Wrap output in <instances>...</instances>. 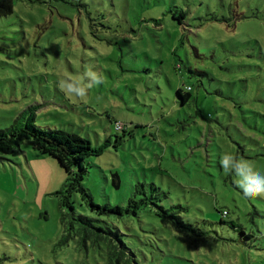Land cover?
I'll return each mask as SVG.
<instances>
[{
    "label": "rangeland",
    "instance_id": "obj_1",
    "mask_svg": "<svg viewBox=\"0 0 264 264\" xmlns=\"http://www.w3.org/2000/svg\"><path fill=\"white\" fill-rule=\"evenodd\" d=\"M87 67L103 83L86 99L61 91ZM30 107L37 126L107 145L85 160L82 189L124 210L101 219L139 264H264V197L220 166L227 152L264 173V0H14L0 17V130ZM0 156V264H114L72 230L56 160L28 140ZM151 182L200 237L146 206L129 215L135 186ZM70 200L95 218L79 189Z\"/></svg>",
    "mask_w": 264,
    "mask_h": 264
},
{
    "label": "trees",
    "instance_id": "obj_2",
    "mask_svg": "<svg viewBox=\"0 0 264 264\" xmlns=\"http://www.w3.org/2000/svg\"><path fill=\"white\" fill-rule=\"evenodd\" d=\"M13 8L14 0H0V17L11 15ZM176 97L184 105L191 96L188 92H182L180 89H177ZM36 112L37 108L30 107L23 111L10 127L0 130V154L4 150H19L20 145L28 140L33 150L56 160L60 168L67 175L64 185L69 198L67 208L71 211L73 222L77 223L76 227L73 224L72 230L79 231L86 240L92 241L93 244L104 243L111 263L139 264L133 253L128 249L123 238H121L123 232L117 226H112V224L101 219L103 216L107 217L110 214L121 216L124 210L118 206L97 205L92 200L90 194L82 189L81 181L86 173L85 160L90 156L99 155L107 145L103 148L94 149L89 141L75 134L57 128L37 126L35 124ZM114 124L117 132L125 131L126 127L121 123L115 122ZM117 124L120 125L119 129H116ZM118 139L119 137H116V141ZM112 182V185L119 188V185H117L119 178L116 174H113ZM76 189H79L82 195L87 198L90 212L94 213L95 218L83 215L74 216L70 198L72 192ZM134 195H140L142 198L131 201L130 211L125 209L129 212V215L136 216L138 211L146 206L148 209H151L153 215L165 218L170 224L186 233L192 234L195 237L202 235L197 227L183 220L180 214V211L184 210L183 207L172 205L166 208L162 204L166 194L155 183H138L135 186ZM220 214L222 215L221 223H224L223 217L228 213L220 211ZM98 223H102L103 225ZM241 233L246 240L252 238L250 235L243 233V231Z\"/></svg>",
    "mask_w": 264,
    "mask_h": 264
},
{
    "label": "clouds",
    "instance_id": "obj_3",
    "mask_svg": "<svg viewBox=\"0 0 264 264\" xmlns=\"http://www.w3.org/2000/svg\"><path fill=\"white\" fill-rule=\"evenodd\" d=\"M102 83L103 73L87 67L79 77L69 75L60 79L58 87L66 95L83 100L87 98L89 89ZM220 166L226 173L236 177L235 185L246 197H264V173L257 170L253 161L225 152L220 156Z\"/></svg>",
    "mask_w": 264,
    "mask_h": 264
},
{
    "label": "built area",
    "instance_id": "obj_4",
    "mask_svg": "<svg viewBox=\"0 0 264 264\" xmlns=\"http://www.w3.org/2000/svg\"><path fill=\"white\" fill-rule=\"evenodd\" d=\"M119 128H120V125L117 124V125H116V129H119Z\"/></svg>",
    "mask_w": 264,
    "mask_h": 264
},
{
    "label": "water",
    "instance_id": "obj_5",
    "mask_svg": "<svg viewBox=\"0 0 264 264\" xmlns=\"http://www.w3.org/2000/svg\"><path fill=\"white\" fill-rule=\"evenodd\" d=\"M113 183V182H112ZM117 185H119V182L117 183ZM116 188H117V186H116Z\"/></svg>",
    "mask_w": 264,
    "mask_h": 264
}]
</instances>
